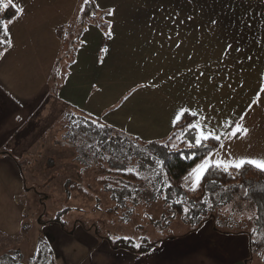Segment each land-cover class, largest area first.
<instances>
[{
	"label": "crops",
	"instance_id": "crops-1",
	"mask_svg": "<svg viewBox=\"0 0 264 264\" xmlns=\"http://www.w3.org/2000/svg\"><path fill=\"white\" fill-rule=\"evenodd\" d=\"M141 1L147 5L145 9L129 7L120 12H127L135 19H141L142 22H139L145 32L142 39L156 43L167 40L160 32L167 34L170 32L168 28H177L171 21L164 19L166 14L178 12L184 18L189 15L197 16L195 12L200 10L191 8L192 2L196 0ZM179 1L184 6L182 12L176 10L175 3ZM206 1L211 2L214 11L208 10L219 20V24L215 25L213 41L206 43L205 34L211 33L209 26L212 21L205 19L203 26H196L185 20L180 23L177 19V29L184 43L177 49V38L173 35L171 50L162 49L159 44L154 55L155 62L152 61L154 56H151L150 65L155 66L161 76L158 74L156 80L147 76L141 81H155L160 87L140 89V93L137 92L125 102L123 96L133 88L129 86L133 83L126 73L117 75L118 69L115 68L110 71L111 77L108 75L107 78L98 80L96 73L93 76L94 67H88L83 61L90 53L94 58L92 51H95L97 59L105 60L103 64L100 63L99 68L102 69L107 61V68L110 70L121 58L122 51L116 49V42L121 38L117 37L119 33L116 20L111 19L115 38L107 39L106 47L109 52L103 53L101 58L100 53L105 47L102 43L105 40L104 32L97 25L98 22L87 27L67 82L61 83L54 91L51 78L63 48L58 31L68 23L70 0H14L18 7H23L24 14L11 26L15 47L10 50L9 55L0 59V151L11 153L0 157V194L6 195L4 198L0 195V212H3L2 215L4 211L5 214H11V220L1 219L0 232L18 235L21 231L24 208L20 206L19 195L28 191L29 187L26 186L27 181L17 161L25 156L32 158L33 163H39L45 157V161H48L51 148H45L43 155H40L41 149L43 146H56L52 129L63 112L71 107L96 115L97 112H105L104 108L108 104L107 107H111L108 112L110 120L123 126L128 120H133L138 125L135 129L143 131V134L140 132L142 136H157L164 140L173 130L169 123L172 110L177 105L188 103L195 96V83L208 84V77H213L211 83L223 85L222 89L231 93L229 99L233 101L229 100L228 106L219 102L215 111L223 115L235 112L237 117L242 111H247V106L258 91L260 78L264 76V0H256L257 11L251 14L252 19H249L250 23L247 25L240 24L243 17L238 15L241 12H236L241 0ZM224 5L231 11L222 8ZM161 7L165 9L164 13L159 11ZM203 10L201 12L209 13ZM153 16L156 17L154 21L151 19ZM229 17L234 19L232 24L229 23ZM114 18L116 19V15ZM145 23L152 24L156 33L153 34V29L143 25ZM191 32L196 37H191ZM93 40L100 45L99 48H89L90 52L85 53L86 47L92 46ZM166 43H169L168 40ZM227 43H231L233 47L224 62H221ZM238 47L242 51H237ZM157 56H164L161 62H157ZM249 56L252 57L251 60L247 59ZM239 61H243V64ZM78 62L82 64V68L78 67ZM119 71L124 72L121 69ZM200 71H204L205 76L197 81L196 76ZM169 77L175 78L169 80ZM240 83H243V88L239 87ZM229 84L234 89L229 88ZM237 90L242 93L240 97L234 92ZM200 98L201 105L207 111H213L207 107L210 102L202 95ZM261 101V104L253 105L245 117L249 135L232 143L233 156L264 157V94H261ZM100 105L104 107L101 108ZM18 116L22 119L17 120ZM219 118L221 117L218 116ZM65 160L68 161L67 158ZM124 221L127 222V219ZM77 232L79 231L75 229L72 234L63 233V228L56 222L43 227L42 233L56 252V264H250L253 254L248 234L217 230L212 221L195 232L184 231V234L162 239L154 249L141 254L123 248L114 249L104 239Z\"/></svg>",
	"mask_w": 264,
	"mask_h": 264
},
{
	"label": "rangeland",
	"instance_id": "rangeland-1",
	"mask_svg": "<svg viewBox=\"0 0 264 264\" xmlns=\"http://www.w3.org/2000/svg\"><path fill=\"white\" fill-rule=\"evenodd\" d=\"M81 1L82 0H70L71 7L68 9V23L75 21ZM95 1L96 4L99 5V12L95 17H93V23H103L106 21L111 23V19L112 21H117V33H119L117 37L119 36L121 38H119L118 42H116L118 45V47L116 46V49L121 50L122 54L121 58L116 61L115 65H112L110 70L107 68V61L102 69L99 68L100 59H97L95 51H92L94 52V58L90 56L91 53L88 54V56H85L83 61L88 65V67H94L95 69L93 76L96 73L95 77H97L98 80H101V78H107L108 75L111 77L110 71L116 68L118 69L116 71L117 75H124L126 73V76L131 78V83H133L129 85L131 87H134L137 84H144V82L141 81L147 76H151L156 80L159 73L155 66L150 65V57L155 55L156 50L159 49V44L160 48L162 44L164 45L162 49L171 50L170 43L172 41H168L169 43H166V40L164 43H156L155 41L142 39L145 37L144 28L139 22H142V20L135 19L134 16L128 14L127 12H123L124 10L129 9V7L131 9L143 10L145 7H147V5L141 0H132V3L130 0ZM203 2H205V5ZM206 2V0H196L195 2H192L191 8L200 9L195 12L197 16L193 15L192 20H187L186 18L188 16H185L184 18L183 16H179L178 21L184 22L185 20L195 24L196 26H203L205 19L210 21L213 19L218 20L215 15L210 13L211 10L214 11L212 5H210L211 2H207L208 6H206ZM181 5H183V3L180 1L175 3L176 10H179V12H182V8L184 7ZM257 7L258 4L256 0L240 1L239 8L236 12H241L238 15L243 17L241 19L242 21L240 22L241 25H247L250 23L249 19H252L251 14L257 11ZM111 8L116 10V19L106 15L107 10ZM222 8L226 9L228 12L231 11L227 5H224ZM203 9L210 11L209 13H203L201 12L204 11ZM120 10L123 11L120 12ZM2 11L3 10H1V12ZM233 22L234 19L229 17V23L232 24ZM143 25L149 27V23H145ZM209 28L211 33H205L207 37L206 43L212 42L214 39L213 35L216 34L214 33L216 31L215 25L211 24ZM150 29H154V26L152 25ZM168 29L170 32L165 34V36L169 34L173 36L178 30L177 28ZM190 34L191 37H196L195 33L191 32ZM181 36L184 38V35L181 34ZM188 37L189 32L186 38L188 39ZM148 38L153 40V38L150 36ZM190 40H192V38H190ZM82 43L83 39H75L73 34H69L67 39L63 35V48L61 49L63 51L61 53L64 56L63 63H60V73H58L59 76L57 80L53 81V74L51 78V87L54 91L58 89L61 83L65 84L67 82V79L71 73L72 65L76 61L78 55L77 53ZM102 43L106 47V41L103 40ZM192 43L193 41L191 42V48ZM99 46L100 45H97V42L93 40L92 46L88 45L86 47L85 53L90 52L88 51L89 48L96 49L99 48ZM165 46L169 47L167 48ZM102 55L103 52L101 51L100 58ZM163 57L157 56V62H161ZM88 61H90V63H87ZM152 61L155 62V56L153 57ZM79 63L80 62H78V64ZM78 67L82 68V64L80 63ZM55 69L56 66L53 70V73L55 72ZM119 69L123 70L124 72H120ZM159 76L161 75L159 74ZM94 81H97V79L94 78ZM189 82L194 83L196 81ZM199 84L200 91L197 92L194 89V93L200 104L202 103L200 95H202L208 102H210L209 104L214 105L215 107L219 105L220 101L218 100L220 99H222L224 104H227L226 106L229 105V96L231 93L225 92L221 87H219L218 83L207 84L205 82H199ZM99 85L102 86L101 84ZM234 92L237 97L242 95L241 91L239 90ZM230 101L233 102L232 100ZM107 106L108 104L104 108L105 112H97L98 115H93V118L99 117L101 122L106 120L107 123L113 124L118 129H127L128 133L134 136H139L140 141L144 143H146L148 140L153 141L161 139L157 136H151L147 138L142 136L140 132L143 134V131L140 129H135V126L138 125L134 124L133 120H128L125 126H123L121 123L110 120L108 118L109 114L107 116L104 115L105 113L111 111V107ZM100 107L103 108L104 105H100ZM73 110L75 109L71 107L65 113L63 112V116L58 120L55 128L52 129V137L55 139L56 146H43L41 149L40 155H43L45 148H51L50 153H48V161H45V157L41 162L38 163V161H35V163H33L32 158H28V156H25L24 159L17 161V163L20 165L19 167L22 169L25 180L27 181L26 186L29 187L28 191H25V193L19 195L20 206L24 208L22 222L26 221L28 225L31 223L33 226L28 230V236L25 237L21 234L9 235L7 231L3 233L0 232L2 236H4H0V253L9 247L20 246L29 256L31 253H33L37 238L40 235H43L46 240L49 241L48 238L42 233L43 227L46 226L45 224L56 222L61 228H63L60 222L61 220H55L56 217H59V219H62L66 223L65 227L63 228V233H70L72 230L70 233L72 234L73 231L77 229L79 232L95 236L96 239L97 237L98 239H104V241H106L105 243L107 244H110L109 240L115 241L114 237H131V239L134 241H141L143 238L147 237L149 238L150 242L155 243L160 242L162 239L178 236L184 231L185 233L189 232V224L184 222L183 218L179 215L169 212L161 201H146L142 205V209L139 210V208H136L135 210L134 208V210H130L131 212H134V214L126 216L125 213V217H123L125 211L124 209H128L132 205L127 203L123 206H119L113 200L112 192L107 188V183H109L111 180L109 178L112 177V179H114L117 177L115 174L112 176L109 174L111 173L109 168V166L112 167L111 163L104 161L99 165L92 154H82L81 150L77 148L75 142L66 139L68 130L65 128V123H67V119L70 120L68 115ZM88 114L89 113H87V115ZM167 137L168 135L163 138L164 141L167 140ZM85 151L87 152L88 149ZM2 156L3 155H0V157ZM39 158L40 157H38V159ZM66 158L68 161L65 160ZM69 158H76L79 159V161ZM84 158L86 159L85 162ZM32 165L35 166L32 167ZM101 177H103V179ZM183 185L185 187V181H183ZM5 196L6 195H2L3 198ZM254 212V205L244 204L239 201L230 204L223 211L225 215H233L237 219H248V216ZM2 213L3 212H0L1 224V219L11 220V214H5V211L3 215ZM123 218H125V220L127 219V222L124 221ZM250 264H264V252L253 253Z\"/></svg>",
	"mask_w": 264,
	"mask_h": 264
},
{
	"label": "trees",
	"instance_id": "trees-1",
	"mask_svg": "<svg viewBox=\"0 0 264 264\" xmlns=\"http://www.w3.org/2000/svg\"><path fill=\"white\" fill-rule=\"evenodd\" d=\"M95 5H97L95 0H92L89 5H85L84 0H82L75 21L69 22L59 29L58 32L61 38L64 35L67 39L69 34H73L75 39L82 38L87 27L93 23L91 14L95 12L97 15L99 12V8ZM1 10L3 9H0V20L17 15L15 9L11 7L2 12ZM108 24V21L97 24L102 28L104 35L108 30ZM0 35H2V30H0ZM105 37L108 39L106 35ZM106 39L105 41H107ZM63 58L64 56L61 53L53 73V81H56L59 76L60 63H63ZM75 110L69 113L70 120L67 119V123H65V128L68 130L66 139L75 142L82 154H92L99 165L104 161L111 163L112 167L109 166L111 173L109 174H111L110 176L115 174L117 177L114 179L109 178L111 180L107 183V188L111 190L113 200L117 205L123 206L127 203L132 205L128 209H124L123 217H125V213L126 216L134 214L130 211L134 208L135 210L136 208L142 209V205L146 201H161L169 212L179 215L184 222L189 224L190 231L188 233L199 230L212 219L211 221H213L217 230L227 233L248 234L252 253L264 252V173L246 166V169L241 172L232 170V176L227 173L213 174L210 177H205L200 189L196 192H190L184 187L183 181L187 172L197 161L182 159L179 151L162 149L160 145L165 142L164 140H153L159 143L148 144L140 141V139L136 140L135 137L137 136L132 134L129 136L120 135L119 133L108 140L103 133L98 134L95 127H86L84 119L88 116L87 112L79 109ZM77 121L80 122L79 126ZM177 127L179 128V125ZM115 129L118 128L115 127ZM112 131L114 129L109 130V132ZM209 146L215 147L216 145L214 142H209ZM179 148L183 149L184 145L181 144ZM4 154L11 155L9 152L0 151V155ZM149 154L158 156L161 159L167 157L165 171L168 173V179L172 184L171 189L165 187L162 184V178L155 175V164L150 159ZM104 157H108V159H104ZM85 160L84 158V162ZM127 167L136 168L141 176L148 179H141L134 173L126 172L124 169ZM212 180L216 181L215 185L210 182ZM238 185H244L248 190L249 195L247 197L243 195V191L239 187H234ZM164 194L168 195V200L163 198ZM180 199L184 200L183 204L177 202ZM205 199L209 201V204L203 203ZM236 201L254 205L255 212L251 214L254 216L252 220L237 219L233 215L223 213L227 206ZM185 207L189 209L187 215L184 212ZM255 216H260L261 219L257 221ZM55 220H61V225L63 228L65 227L66 223L62 219L56 217ZM32 226L31 223L28 225L26 221L22 222L19 234L24 237L28 236V230ZM254 228L256 229L255 233L252 231ZM0 236L4 237L1 233ZM109 242L114 249L123 248L137 254L151 251L159 244V242H150L147 237L141 241L125 240L121 237L119 240H109ZM137 243L141 244V248L134 247ZM0 264H56V252L50 242L43 235H40L37 238L33 253L29 256L20 246L9 247L0 253Z\"/></svg>",
	"mask_w": 264,
	"mask_h": 264
},
{
	"label": "snow or ice",
	"instance_id": "snow-or-ice-1",
	"mask_svg": "<svg viewBox=\"0 0 264 264\" xmlns=\"http://www.w3.org/2000/svg\"><path fill=\"white\" fill-rule=\"evenodd\" d=\"M191 2V0H190ZM92 3V0H84L85 5H89ZM99 8V5H95ZM15 9L18 15H14L11 18L0 20V30H2V35H0V59H3L6 55L10 54V50L15 47L14 36L11 31V26H14L15 23L23 16L24 9L23 7H18L14 0H0V9L8 10L9 8ZM83 7V6H82ZM161 13L165 12L163 7L159 8ZM95 17V12L91 14ZM106 15L109 17H114L116 15V10L114 8L108 9ZM179 17L178 12L166 14L164 19L167 21H171V23L177 26V19ZM155 16L151 17L154 21ZM187 20H192L193 17L189 15ZM183 23V21H180ZM213 25L219 24L218 20H212ZM152 27L151 24L148 25ZM251 27V25H248ZM156 29H153V34L156 33ZM160 35H165L164 32H160ZM105 35L109 40H113L115 38V33L112 31L111 23L108 24V30L105 32ZM175 36L177 38V42L175 47L179 49L181 44L184 43L182 39H180V32L177 30L175 32ZM167 40L169 42L172 41L173 36L167 35ZM164 45H161L163 47ZM232 44L227 43L226 49L221 55V62H224V59L227 57L228 53L232 50ZM237 51H242L239 47L236 49ZM103 53L107 54L109 52V48L104 47L102 49ZM191 59V57H188ZM247 59L251 60L252 57L249 56ZM101 64L104 63V59L101 58L99 61ZM239 63L243 64V61H239ZM191 71V69H189ZM205 76L204 71H200L196 76V80L199 81L202 77ZM175 77H169V80L174 79ZM213 77H208V82L211 83ZM243 83H240L239 87L243 88ZM160 85L155 83V81H149L144 84H137L135 87L131 88L128 94L123 96V101H128L134 94L140 91V89H157ZM194 89L199 92L200 84L196 83ZM219 87H223L220 85ZM229 88L232 87L231 84L228 85ZM261 94H264V76L260 78L258 91L255 93L254 97L251 99L250 104L247 106V111H242L239 116H236L235 112H231L227 115H223L222 113H217L215 111V106L209 104L207 107L213 109V111H207L204 106H202L197 99V97L193 96L188 103H183L177 105L173 110L169 117L170 127L174 130L168 135L167 140L160 145L162 149L172 151L176 150L181 153V158L185 160H193L197 161L193 167L187 172V175L184 177L185 186L187 190L190 192H196L200 189L202 182L205 180V177H210L213 174L219 173H227L229 176H232V170H236V172H241L246 169V166L249 168H254L261 173H264V157H247V156H233L232 154V143L234 141L243 140L247 138L249 135V128L245 125V117L248 115L249 111L253 105L261 104ZM223 104V101H220ZM109 113H105L107 116ZM218 116L221 118L218 119ZM22 119L21 117H17V120ZM80 122L77 121V125L79 126ZM84 124L88 128L95 127L97 129L98 134L103 133L108 140H111L112 136L119 133L120 135H131L127 132V129H115L113 124L107 123L105 120L101 122L99 117L93 118V113H89L87 117L84 119ZM179 125V128L177 127ZM109 132V130H113ZM136 140H139L140 137H135ZM209 142H214L215 147H210ZM148 144H156L159 142L148 140ZM183 144L184 148L180 149L179 145ZM138 146V145H137ZM91 147V146H90ZM186 153V154H185ZM95 154V153H93ZM150 159L154 161L155 164V175L162 178V184L171 189L172 184L168 179V173L165 171L166 168V158L161 159L158 156H152L149 154ZM199 159L197 160V158ZM104 159H108V157H104ZM131 159V157H129ZM128 173H134L139 176L141 179H148L145 176H141V174L137 171L136 168L127 167L124 169ZM111 171V169H110ZM103 179V177H101ZM235 177L233 176V179ZM213 185H215L216 181H210ZM111 187V185H109ZM234 187H239L243 191L244 196H248L249 192L244 187V185H238ZM159 191V190H158ZM163 198L168 200V195L164 194ZM223 199V198H222ZM178 203L183 204L184 200L180 199L177 201ZM205 204H209V201L205 199L203 201ZM184 212L187 215L189 209L187 207L184 208ZM254 218L253 215H249L248 219L252 220ZM255 219L259 221L261 219L260 216H255ZM253 233L256 232L254 228ZM121 237H114V240H119ZM125 240L131 239V237H123ZM135 248H141V244L137 243L134 245Z\"/></svg>",
	"mask_w": 264,
	"mask_h": 264
}]
</instances>
